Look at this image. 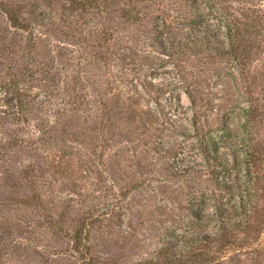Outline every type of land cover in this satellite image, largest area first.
Returning a JSON list of instances; mask_svg holds the SVG:
<instances>
[{
    "label": "rangeland",
    "instance_id": "1",
    "mask_svg": "<svg viewBox=\"0 0 264 264\" xmlns=\"http://www.w3.org/2000/svg\"><path fill=\"white\" fill-rule=\"evenodd\" d=\"M207 1L0 0V264H165L213 196L264 220V0Z\"/></svg>",
    "mask_w": 264,
    "mask_h": 264
},
{
    "label": "trees",
    "instance_id": "2",
    "mask_svg": "<svg viewBox=\"0 0 264 264\" xmlns=\"http://www.w3.org/2000/svg\"><path fill=\"white\" fill-rule=\"evenodd\" d=\"M210 3L208 0L207 3L198 4L196 7L202 8L200 10L214 9V4L210 5ZM220 8L216 6L212 11L215 12L218 21L226 22L224 29L227 51L238 52V48L234 45L238 32L230 22V18ZM230 26L233 28L231 29ZM189 98L193 103V99L191 100L190 96ZM215 170L211 173L215 187L217 190L229 191L236 174L227 166L218 165ZM209 200V210L197 208L191 211L192 220L187 222L182 237L172 236L164 244L166 249L162 255L165 258V264H229L240 255L250 256L256 255L257 252L261 253L264 220L256 219L254 212L257 203L252 202L248 207L250 208L248 214L245 210L243 217H240L238 212L243 211V206L229 207V204L219 196L210 197ZM238 234L243 237H237ZM156 262L157 259H154L150 261V264H157Z\"/></svg>",
    "mask_w": 264,
    "mask_h": 264
}]
</instances>
